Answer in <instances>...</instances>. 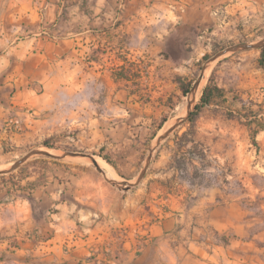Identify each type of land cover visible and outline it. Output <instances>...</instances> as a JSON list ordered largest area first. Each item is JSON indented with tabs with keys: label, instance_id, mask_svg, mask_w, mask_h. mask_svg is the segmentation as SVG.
I'll use <instances>...</instances> for the list:
<instances>
[{
	"label": "rangeland",
	"instance_id": "1",
	"mask_svg": "<svg viewBox=\"0 0 264 264\" xmlns=\"http://www.w3.org/2000/svg\"><path fill=\"white\" fill-rule=\"evenodd\" d=\"M263 45L264 0H0V109L8 112L6 124L18 129L17 112L39 118L46 104L62 115L89 106L102 111L110 105L112 123L121 118L115 114L137 117L145 106L159 123L165 120L152 140V133L131 129L141 142L135 145L137 163L130 173L126 167L117 169L102 148L74 145L68 138L75 133L68 129V144L60 142L62 135L37 136L25 143L4 140L0 170L31 153L36 154L10 175L39 168L64 153L104 156L119 180L103 176L87 158L65 157L63 162L87 166L106 188L131 190L138 185L148 204L157 200L146 196L157 177L169 179L167 188L173 193L188 190L189 180L201 187L210 184L219 190L222 205L230 204L226 219L247 228L244 237L229 232L215 235L217 239L240 243L234 250L239 264H264V68L258 63ZM204 68L206 75L194 93ZM211 75L223 96L203 107L194 135L184 138L194 141L178 148L189 129L185 118ZM177 78L192 82L186 96L179 92ZM182 104L187 109L177 119ZM136 127L139 124L131 128ZM188 150L197 158L205 156V170L178 167ZM124 174H137V179L125 180ZM159 220L156 214L148 221ZM93 254L92 259L101 255L95 264L106 258L98 248ZM0 264L69 263L13 251L0 253Z\"/></svg>",
	"mask_w": 264,
	"mask_h": 264
},
{
	"label": "crops",
	"instance_id": "2",
	"mask_svg": "<svg viewBox=\"0 0 264 264\" xmlns=\"http://www.w3.org/2000/svg\"><path fill=\"white\" fill-rule=\"evenodd\" d=\"M43 107L45 111H40L39 118L17 112V121H21L18 129L6 124L8 112L0 109V145L4 140L25 143L37 136L61 135L60 142L68 144L64 139L68 129L75 133L68 138L74 145L86 147L85 150L102 148L117 169L124 171L126 167L130 173L137 163L135 145L141 142L132 131L152 133V140L160 130L158 118L145 106L137 117L127 113L128 117L121 119V113L115 114L121 117L115 123L111 122L110 105L102 111L92 106L71 110L68 115L51 112L49 104ZM136 124L140 127L131 128ZM7 126L11 128L9 132ZM12 127L15 131H11ZM64 159L54 158L39 168L28 167L17 176L10 174L27 161L14 170H0L1 176L10 175L0 178V253L33 252L69 264H95L101 255L92 259L91 250L98 248L106 253L100 264L113 257V264H239L234 250L240 243L229 240L224 244L215 235L233 232L244 237L247 228L234 226L226 219L230 204L222 205L215 186L201 187L193 182L188 190L173 193L167 188L169 179L157 177L150 182L151 193L146 195L157 200L148 204L144 188H106L87 166L66 163ZM198 168L197 159L186 166L191 170ZM136 175L124 174V179L136 180ZM156 202L161 204H152ZM148 213L152 214L148 217ZM156 214L160 216L158 222L148 221Z\"/></svg>",
	"mask_w": 264,
	"mask_h": 264
},
{
	"label": "trees",
	"instance_id": "3",
	"mask_svg": "<svg viewBox=\"0 0 264 264\" xmlns=\"http://www.w3.org/2000/svg\"><path fill=\"white\" fill-rule=\"evenodd\" d=\"M203 59L204 60L207 59V56H204ZM258 63L260 65V67L264 68V46L260 50V57H259ZM177 82H178L179 92L181 93L182 96H186L190 92L192 82L188 81V82L184 83L183 81H181L180 78H177ZM222 96H223V90L221 88H218L217 86L213 85V76L211 75L208 79L207 84L202 89V94H201V97H200L198 103L194 105L192 111L189 112L187 117H186V123L189 125V129L179 138L180 143L177 145L178 148H183V146L187 145L188 142L194 141L193 138H190V139H184V138L194 135L195 123H196L197 119L199 118L200 112L203 109V107L210 104V102L212 101V99L214 97H222ZM164 122H165V120H162V122L159 125V129L162 127ZM44 146H47L46 142H44ZM187 153H188L187 158L186 159L182 158V161L180 163H177L178 167L180 169H181V167L184 168L187 165H192V160L197 159L200 163L201 170H205V167L208 166V164L205 160L204 155H202L201 158H197L196 156H194L192 151L188 150ZM101 157L108 164L113 166V163L108 158H106L104 156H101ZM201 176H203V174ZM195 177H197V174H195ZM189 182H190V184H192L193 180H189ZM198 183H200V181Z\"/></svg>",
	"mask_w": 264,
	"mask_h": 264
},
{
	"label": "bare ground",
	"instance_id": "4",
	"mask_svg": "<svg viewBox=\"0 0 264 264\" xmlns=\"http://www.w3.org/2000/svg\"><path fill=\"white\" fill-rule=\"evenodd\" d=\"M208 68V67H207ZM207 68H204L203 71L201 72V75L198 79V82H197V85H196V88L194 90V93L196 92L197 88L199 87V84L201 83V80L205 77L206 73H205V70ZM180 108V112H179V115L176 117L177 119H181L184 117V113L187 109L186 105L185 104H182ZM175 120V119H174ZM174 120H171L169 122H167L164 126L163 129H167L173 122ZM51 153V152H49ZM95 159V157H94ZM96 163H98L97 165H99V167L106 173V175L112 180H119L118 176L115 175V173L113 172V170L110 168V166L108 164H106L102 159L96 157L95 159Z\"/></svg>",
	"mask_w": 264,
	"mask_h": 264
},
{
	"label": "water",
	"instance_id": "5",
	"mask_svg": "<svg viewBox=\"0 0 264 264\" xmlns=\"http://www.w3.org/2000/svg\"><path fill=\"white\" fill-rule=\"evenodd\" d=\"M264 46V45H263ZM261 46V48L263 47ZM199 79V78H198ZM198 82V80H197ZM197 82L194 86V90L196 88V85H197ZM188 115V114H187ZM187 117V116H186ZM186 120V118H185ZM36 153H31L29 154L28 156L24 157L23 159H21L20 161L16 162L10 170H14L16 169L17 167H19L22 163H24L25 161H27L29 159V157H31L32 155H35ZM39 155H45V156H51L50 154L48 153H45V152H39L38 153ZM59 158H65V157H84V158H87L91 161V163L93 164V166L98 170L99 173H101L103 176L105 175V173L103 172V170H101L99 168V166L97 165L95 159H94V156L92 155H88V154H82V153H76V152H69V153H64L62 156H58ZM3 172L0 171V174H2ZM123 189V188H122ZM124 189H129V185H126Z\"/></svg>",
	"mask_w": 264,
	"mask_h": 264
},
{
	"label": "built area",
	"instance_id": "6",
	"mask_svg": "<svg viewBox=\"0 0 264 264\" xmlns=\"http://www.w3.org/2000/svg\"><path fill=\"white\" fill-rule=\"evenodd\" d=\"M91 251H92V252H91V255H94V254H93V249H92ZM114 262H115V257H113V258H111V259L109 258L108 260H105V263H106V264H113ZM96 263H97V264H100L99 261H97Z\"/></svg>",
	"mask_w": 264,
	"mask_h": 264
}]
</instances>
